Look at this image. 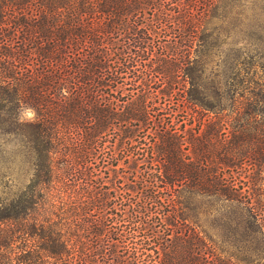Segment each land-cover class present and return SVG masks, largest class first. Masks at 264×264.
I'll list each match as a JSON object with an SVG mask.
<instances>
[{
    "label": "trees",
    "instance_id": "1",
    "mask_svg": "<svg viewBox=\"0 0 264 264\" xmlns=\"http://www.w3.org/2000/svg\"><path fill=\"white\" fill-rule=\"evenodd\" d=\"M216 8L0 0V137L31 169L0 197V264H264V94L205 102ZM197 198L233 216L225 247L188 221Z\"/></svg>",
    "mask_w": 264,
    "mask_h": 264
},
{
    "label": "rangeland",
    "instance_id": "2",
    "mask_svg": "<svg viewBox=\"0 0 264 264\" xmlns=\"http://www.w3.org/2000/svg\"><path fill=\"white\" fill-rule=\"evenodd\" d=\"M211 27L205 33L198 52L202 91L207 104H230L231 97L238 98L252 89L264 94V0H217L211 14ZM196 64H189L187 73L194 76ZM189 86V85H187ZM263 109L264 103L260 104ZM19 118L28 122L33 118L30 110H22ZM20 137H0L1 170L13 174V181L0 182V197L24 187L30 178V165L23 156L25 151ZM17 154V155H16ZM17 158L11 162V157ZM194 209L187 212L188 221L209 236L215 246H226L233 241V216L221 203L202 198L193 200Z\"/></svg>",
    "mask_w": 264,
    "mask_h": 264
},
{
    "label": "clouds",
    "instance_id": "3",
    "mask_svg": "<svg viewBox=\"0 0 264 264\" xmlns=\"http://www.w3.org/2000/svg\"><path fill=\"white\" fill-rule=\"evenodd\" d=\"M33 112V115L35 116V110L34 109H30Z\"/></svg>",
    "mask_w": 264,
    "mask_h": 264
}]
</instances>
